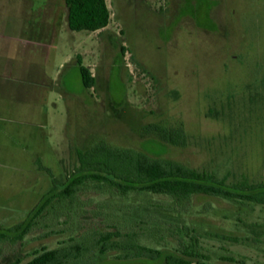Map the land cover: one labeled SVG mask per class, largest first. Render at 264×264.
Masks as SVG:
<instances>
[{"label":"rangeland","instance_id":"1","mask_svg":"<svg viewBox=\"0 0 264 264\" xmlns=\"http://www.w3.org/2000/svg\"><path fill=\"white\" fill-rule=\"evenodd\" d=\"M105 1L104 29L73 32L65 0H0L1 229L27 221L52 179L77 167L76 151L100 141L227 184L264 183V0ZM151 124L182 125L185 146L147 134ZM168 202L90 188L55 202L22 240L2 239L0 264L72 243L90 249L71 264H137L91 248L115 229H144L143 242L160 248L193 238L207 264H264V206L195 198L164 240L168 224L126 209Z\"/></svg>","mask_w":264,"mask_h":264},{"label":"trees","instance_id":"2","mask_svg":"<svg viewBox=\"0 0 264 264\" xmlns=\"http://www.w3.org/2000/svg\"><path fill=\"white\" fill-rule=\"evenodd\" d=\"M65 5L67 26L73 32H95L104 29L109 23L110 13L105 0H65ZM77 65L83 88H92L94 79L90 71L80 61ZM144 130L170 146L184 147L186 144V134L180 124L172 127L151 124ZM76 158L77 167L63 182L52 179L51 190L27 221L13 229L0 228V241L11 235L14 241L22 240L37 219L55 202H72L79 193L90 188L111 191L122 198L161 196L168 199L173 204L163 208H144L140 205L134 207L132 203L126 208L129 215L147 212L149 217L153 214L162 223L168 224L169 228L158 237L160 240H164L168 232H173L170 224L173 226V220H178L176 215L188 210L195 198L207 197L237 204L264 206V183L247 184L242 181L227 184L214 175L200 174L179 162L151 157L143 151L111 147L100 141L86 150H77ZM144 232V229L138 233L121 232L118 229L108 231L100 234L91 248H96L100 255L109 251H121V259L137 264H207L208 258L196 252L195 239L192 238L190 245L185 246L178 237L177 246L169 247L168 241H164L160 248L144 243ZM89 249L77 243L65 244L55 249L41 248L34 250L26 262L16 260L15 264H71ZM197 258L204 261L199 262Z\"/></svg>","mask_w":264,"mask_h":264}]
</instances>
